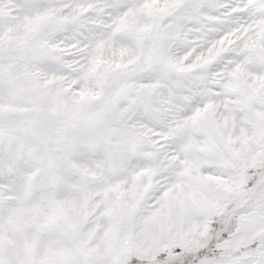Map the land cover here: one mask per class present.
<instances>
[{
    "label": "snow or ice",
    "instance_id": "6c2138e0",
    "mask_svg": "<svg viewBox=\"0 0 264 264\" xmlns=\"http://www.w3.org/2000/svg\"><path fill=\"white\" fill-rule=\"evenodd\" d=\"M0 264H264V0H0Z\"/></svg>",
    "mask_w": 264,
    "mask_h": 264
}]
</instances>
